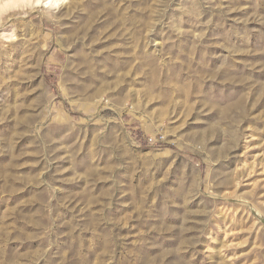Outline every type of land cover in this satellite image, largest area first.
<instances>
[{
	"label": "rangeland",
	"instance_id": "rangeland-1",
	"mask_svg": "<svg viewBox=\"0 0 264 264\" xmlns=\"http://www.w3.org/2000/svg\"><path fill=\"white\" fill-rule=\"evenodd\" d=\"M0 264H264V0H0Z\"/></svg>",
	"mask_w": 264,
	"mask_h": 264
},
{
	"label": "bare ground",
	"instance_id": "bare-ground-1",
	"mask_svg": "<svg viewBox=\"0 0 264 264\" xmlns=\"http://www.w3.org/2000/svg\"><path fill=\"white\" fill-rule=\"evenodd\" d=\"M36 2H37V4L38 3H40V4H43V3H45V5H49V6H54V5H57V4H59V2H61V1H63V0H35ZM83 60H82V63H80V64H82L81 65V67H80V70L79 71H81V72H83V73H87L89 70V68H88V61H87V59H85V58H82ZM80 76V75H79Z\"/></svg>",
	"mask_w": 264,
	"mask_h": 264
}]
</instances>
